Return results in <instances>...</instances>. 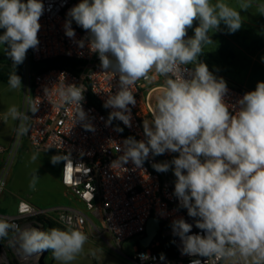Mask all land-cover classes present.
Masks as SVG:
<instances>
[{
  "label": "clouds",
  "instance_id": "1",
  "mask_svg": "<svg viewBox=\"0 0 264 264\" xmlns=\"http://www.w3.org/2000/svg\"><path fill=\"white\" fill-rule=\"evenodd\" d=\"M252 3L239 0L237 10L225 0H80L67 10L63 25L79 48L87 40L101 70L118 75L121 88L103 105L113 109L107 124L119 120L130 127L137 103L133 86L152 74L165 77L151 120L143 121L146 140L126 138L112 164L140 169L150 155L172 154L152 168L172 172L178 210H186L191 219L171 224L181 255L193 257L189 264H264V81L233 101L226 80L200 59L204 47L215 44L212 34L241 29V12ZM44 11L43 0H0V50L14 67L30 48H37ZM257 11L264 15V3ZM73 22L86 33L80 40ZM8 84L21 88V77L11 73ZM83 92L70 85L59 95L65 103L79 105ZM8 111L19 119L15 106ZM77 116L85 119L82 106ZM84 128L95 131L91 124ZM115 130L123 132L118 126ZM27 132L25 127L18 136ZM59 161L51 158L53 164ZM38 179L34 175L30 187ZM158 214L167 213L161 208ZM5 238L25 260L51 251L61 264H71L88 240L72 225L42 230L0 217V240ZM138 258L156 260L149 253H138ZM159 259H165L164 253Z\"/></svg>",
  "mask_w": 264,
  "mask_h": 264
},
{
  "label": "built area",
  "instance_id": "2",
  "mask_svg": "<svg viewBox=\"0 0 264 264\" xmlns=\"http://www.w3.org/2000/svg\"><path fill=\"white\" fill-rule=\"evenodd\" d=\"M43 2L45 11L40 18L39 44L27 52L35 70L28 106L21 114V121L28 129L26 135L34 150L61 155V182L81 200L84 208L63 204L38 207L20 200L14 213L0 212V217L23 227L33 226L42 230L75 226L86 235L90 233L92 237L104 239L117 254L132 264H189L193 257L181 255V241L173 235L171 224L177 218L183 217L190 223L191 219L186 210H178V200L173 195L175 179L152 168L153 163H161L160 157L150 155L140 169H134L131 164L127 167L112 164L122 154L119 149L126 138L146 140L143 121L153 111L149 87L155 81L156 88L162 89L165 77L157 78L152 74L150 80L138 81L133 86L137 103L132 108L130 127L119 120L107 124L113 109L103 105L109 96L120 90L118 75L111 69L107 72L100 69L99 57L89 51L87 40L81 49L64 32L67 10L80 0ZM73 28L76 40L86 36L74 22ZM59 58L75 59L80 64L64 67L56 62ZM70 85L84 90V99L79 105L65 103L59 95ZM227 85L233 101L246 92L237 86ZM80 106L86 114L84 120L77 116ZM32 108L36 110L33 112ZM85 124H91L95 131H86ZM117 126L123 128V132L116 131ZM18 140L19 136L12 147L0 145V155H8L9 159L14 157ZM7 167L8 163L0 174V196L8 188ZM161 208L166 215L158 214ZM153 217L161 223L157 237L148 248L138 245L133 257L126 256L122 251L123 244L138 237L140 240L144 238L148 222ZM193 231L198 230L194 228ZM165 237L175 241L179 253L177 258L159 259L155 251L160 244L158 238ZM138 253H149L156 260L141 261ZM46 257V253L34 254L25 260L8 245L7 238L0 240V264H45Z\"/></svg>",
  "mask_w": 264,
  "mask_h": 264
},
{
  "label": "crops",
  "instance_id": "3",
  "mask_svg": "<svg viewBox=\"0 0 264 264\" xmlns=\"http://www.w3.org/2000/svg\"><path fill=\"white\" fill-rule=\"evenodd\" d=\"M225 2L239 10V0H225ZM213 3H215V0H213ZM262 3H264V0H253L252 7L246 12H241L244 23L241 29L234 34H227L225 31L212 34L215 44L207 46V58L206 61L203 60L208 65L209 70L213 71L217 76L223 77L227 84L237 86L246 92L255 89L251 84V80L264 74V15L259 14L257 11L258 5ZM221 27L223 28L224 26L221 25ZM2 56L5 58L3 66L11 69L22 80V87L17 89L10 88L8 83H0V145L12 147L18 136V132H23L24 129L21 114L28 106L31 79L35 69L28 53L24 62L17 67L13 66L7 56ZM156 86V82L152 81L149 87L152 90L151 97L154 92L161 90L156 88ZM12 106H15L18 110L19 119H13L12 116L15 113L8 111ZM17 146H19V151L26 148L34 150L30 146L26 134L19 136ZM47 153H50L48 155H51V157L54 155L59 156L61 158V166L52 175L55 197L45 206L63 204L84 208L81 200L61 182V155L53 152ZM18 154L20 156V153ZM14 158L15 155L11 159H9L8 155H0V174L5 171V166L8 163V167L6 168L8 188L1 198L0 212L14 213L20 200L43 207L40 202L42 200L39 201L33 193L25 190L18 184L16 178L17 172L13 167ZM168 177L173 178L171 176Z\"/></svg>",
  "mask_w": 264,
  "mask_h": 264
},
{
  "label": "rangeland",
  "instance_id": "4",
  "mask_svg": "<svg viewBox=\"0 0 264 264\" xmlns=\"http://www.w3.org/2000/svg\"><path fill=\"white\" fill-rule=\"evenodd\" d=\"M2 31V30H0ZM208 47H204L203 55L200 59L206 61ZM1 55H5L2 50H0ZM6 56V55H5ZM258 81H264V74H261L255 79L251 80L252 86L256 87ZM163 89L157 90L151 97V105L154 109L156 103V97L161 93ZM145 120H151V115L147 116ZM20 153V156L19 154ZM50 153L29 150V148L22 149L19 151V146L15 149L14 165L17 174V182L25 190L33 193L41 202V206H45L50 203L55 197V191L53 186L52 175L57 172L61 166V161L56 164L51 162ZM57 156V155H54ZM59 157V156H58ZM160 157V162L170 160L172 154H168L166 157ZM60 158V157H59ZM61 159V158H60ZM166 176H171L174 178L171 171L164 173ZM34 175H38L39 179L33 189L30 187V181ZM4 195L0 196L1 198ZM88 240L84 245V250L80 253L71 264H132L128 259L122 255L117 254L104 239L98 237H92L90 233L87 234ZM140 238L132 239L122 246L123 253L128 257H133L136 252L135 248L139 245ZM114 245V243H112ZM55 261V262H54ZM46 264H61L60 261L54 259L52 253L49 251L46 257Z\"/></svg>",
  "mask_w": 264,
  "mask_h": 264
},
{
  "label": "trees",
  "instance_id": "5",
  "mask_svg": "<svg viewBox=\"0 0 264 264\" xmlns=\"http://www.w3.org/2000/svg\"><path fill=\"white\" fill-rule=\"evenodd\" d=\"M190 30L191 35L192 30ZM56 62L60 63L64 67H76L80 64V61L75 59H69V58H59L56 60ZM5 64V58L0 55V83H8L9 75L12 72L11 69L3 66ZM60 228V227H57ZM160 240L159 246L156 248V253L159 255L160 253H164L165 257L170 258H177L179 253L176 245L172 243V239L165 237V238H158ZM51 252V251H50ZM46 264V263H45Z\"/></svg>",
  "mask_w": 264,
  "mask_h": 264
},
{
  "label": "water",
  "instance_id": "6",
  "mask_svg": "<svg viewBox=\"0 0 264 264\" xmlns=\"http://www.w3.org/2000/svg\"><path fill=\"white\" fill-rule=\"evenodd\" d=\"M188 35L191 36L190 30ZM160 229H161L160 221L155 217L151 218L147 225L146 236L139 241V246L144 249L148 248L151 245V243L154 241V239L157 237ZM48 252L45 253L48 254Z\"/></svg>",
  "mask_w": 264,
  "mask_h": 264
}]
</instances>
